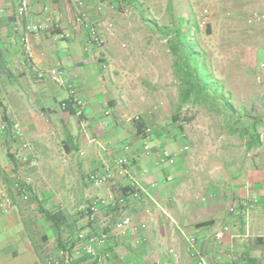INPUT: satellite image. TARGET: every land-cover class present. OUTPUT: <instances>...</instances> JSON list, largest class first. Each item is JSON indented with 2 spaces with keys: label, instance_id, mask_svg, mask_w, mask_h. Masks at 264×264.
<instances>
[{
  "label": "crops",
  "instance_id": "crops-1",
  "mask_svg": "<svg viewBox=\"0 0 264 264\" xmlns=\"http://www.w3.org/2000/svg\"><path fill=\"white\" fill-rule=\"evenodd\" d=\"M112 1L84 0L82 9L91 20L98 21L101 25L111 22L115 27L111 19L117 22L118 19L115 17ZM44 6L48 8L47 12H42ZM15 8L16 0H0V52L3 60L0 90L7 93L6 100L8 98L14 100L12 106L15 108V115L11 118L19 116L18 118L21 119L32 151L45 158L44 165L48 168V176L44 179L49 187H38L41 184L31 180L30 192L33 197L36 193L37 196L44 198L32 222L28 221L27 224L22 216L15 218L17 213L0 212V264H36L43 258L40 257L41 252L47 246H53L51 253L67 247L69 237L80 227H84L83 229L92 235L109 232L119 218L117 210L100 208L93 223L88 222L81 211L82 207L91 200L108 194L126 196L123 212L132 218L134 229L123 237L109 238L104 247L98 248L96 259L90 258L82 264H92L93 260H96L97 264H145V261L146 264H156L157 261L158 264H196L186 253L182 233L196 238L200 253L210 262L264 264V157L259 164H256L257 168L248 174V182H244L245 184L240 182L241 178H236L240 176V170L236 174L222 171L221 174L206 179L204 187L207 189V196L198 198L192 193L196 190L195 185L190 184L188 191L185 189V183L191 179H188L189 176L184 170L185 158L177 157L178 154L180 156L184 153H179L178 146L175 148L170 144L163 145V141L159 142L152 135L149 154L141 150L140 139L130 144V172L146 191L141 201L130 196L132 190L126 178L115 176L107 184L99 188L93 187L87 181L86 174L99 170L103 161L111 160L121 153L122 145L116 143L119 126L112 116L116 109L127 104L120 90L117 93L113 92L115 88H121L114 84L113 76L116 72L102 77L103 69L100 63L102 57L97 53L98 49L86 47V28L74 24L75 10L67 0H28L27 15L22 20L16 18ZM106 13L109 15L102 23L101 16ZM27 23L57 26V30L48 27L47 30L32 36L33 64L43 68L60 67L63 70L64 80L74 84L78 96L84 102L81 118H75L69 106L65 109L61 108V104L67 102L63 88L48 80L35 79L30 64L24 62L19 33ZM15 27L17 29L14 31ZM64 33H67L68 37L60 38L59 34ZM113 37L115 34L111 33L107 40L110 41ZM119 64L109 63V67L111 66L109 69L120 71L121 66L125 65ZM161 65L158 63L153 65V70L149 74L152 75L153 72L156 75L161 74L163 72ZM131 66L134 67L135 63L131 62ZM164 68L169 69L172 77V61L167 62ZM25 93L28 96H23ZM163 97L167 102V96L164 94ZM170 99L173 97L171 96ZM176 99L179 101L178 93ZM205 100L212 102L211 95ZM209 104L208 107H211V103ZM106 110L109 112L108 116H104ZM101 132L108 133L101 139ZM51 136L60 139L59 149H62V154L67 155L69 164L75 166L78 172V176L74 177L78 182L74 183L77 184L74 186L75 190L68 186L73 180L68 168L62 171L55 170L57 163L53 159L55 147ZM4 138L0 136L2 175L0 185L5 186L12 194L11 184L14 178L27 177L22 174L34 175L38 169L30 168L23 160L22 162L17 157L19 153L17 143L11 144ZM162 150H169L176 155L173 166L163 164L157 167L153 164ZM78 152H83V156H79ZM83 159H86V162L82 167ZM221 176L227 182L218 188L222 181ZM33 184L38 187L35 191ZM87 184L91 187L85 189L89 186ZM185 194L188 195L186 198ZM209 194L214 196L210 198ZM247 194L258 197L257 206L247 216L240 212L223 213L222 205L217 201L214 202L215 198L221 199L220 197L226 198L231 195L237 201ZM183 196L184 201L187 202H177L179 197ZM13 198L16 203L18 198L21 199L15 194ZM70 199L77 201L73 203ZM83 199L85 205L81 203ZM70 204L78 205L77 215L70 214ZM41 208L63 211L66 223L62 225L63 231L59 235H56L43 219ZM229 216L233 217L235 222L230 220ZM204 223L206 225H202ZM30 225L32 229L28 228ZM222 225H227L230 233L223 234L221 241L216 242L213 233ZM33 231L37 233L36 237L33 236ZM233 234H238L239 237L234 238ZM245 234L248 237H243ZM138 238H143L145 241L137 244L135 241ZM235 247L240 251L238 260L233 255ZM105 255L108 257L104 258ZM229 255L234 261L230 260ZM84 257L76 251L72 263L81 261Z\"/></svg>",
  "mask_w": 264,
  "mask_h": 264
},
{
  "label": "rangeland",
  "instance_id": "rangeland-1",
  "mask_svg": "<svg viewBox=\"0 0 264 264\" xmlns=\"http://www.w3.org/2000/svg\"><path fill=\"white\" fill-rule=\"evenodd\" d=\"M112 2L114 4L112 8L116 12L115 17L118 19V22L111 19L115 24L112 31L115 37L106 41L104 53L99 49L97 53L102 57L100 63L107 65L101 71L102 77L116 72L113 76L114 84L121 88H115L113 92L117 93L120 90L127 104L116 109L112 116L119 126L116 132L117 145L137 142L141 139L142 129L145 127L150 128L153 137L159 142L163 141V145L170 144L175 148L179 145V135H183L189 150L180 156L178 154L177 157L185 158L184 170L189 176L188 179H191L185 183L186 191L190 190L188 188L190 184L195 185L196 190L192 192L193 195L205 198L206 179L215 177L222 171L236 174L240 170V176L236 178H241L240 182L246 183L248 174L257 168L256 164H259L264 157V67H260V64H264V22L256 25L247 23L252 14L264 15V0H122L121 3L113 0ZM125 8L129 14H124ZM201 9L208 10L210 34L196 30L193 38H189L188 35L187 37L199 51L213 81L221 86L223 95L231 102L236 116H244L247 113L249 117L257 119V131L261 139V146L258 148L247 150L241 133L230 130L233 124L229 112H224L219 106L205 100L206 98L198 103L188 101L180 104L176 101L178 81L172 70L171 77L169 69L164 68L173 57L169 51H166L169 50V46L167 38L162 35V28L170 22L179 25L185 23L188 32L192 28V12ZM107 15L109 14L101 16L102 23ZM113 50L115 52H111ZM118 61L125 65L121 66L120 71L109 69L111 67L109 63L119 64ZM131 62L135 63L134 67L131 66ZM157 63L162 64L163 72L159 75L153 72L150 75L153 65ZM164 94L167 96V102L163 99ZM25 95L28 96L26 93L23 94ZM171 96L173 99H170ZM5 98L7 93L0 90V107L6 117H13L14 100ZM209 103L211 107H208ZM134 116H138L139 120L134 121ZM18 117L16 116L21 121ZM107 133L101 132L100 138L102 139ZM51 137L55 147L53 159L57 163L55 170L62 171L68 168L73 177L68 186L75 190L74 186L77 184L74 183L78 182L74 177L78 176V172L68 161L63 163V158L68 159V157L62 154L61 148L59 149L61 141L57 137ZM4 139L9 140L11 144L15 143L12 139ZM24 156L25 153L21 151L17 154L21 161ZM35 156L38 162L36 173L22 175L30 177L34 183L37 181V184H41L38 187L48 188L44 179L48 176V168L44 165L45 158L39 154ZM85 162L86 159L81 161L82 167ZM220 178L222 181L218 188L227 182L223 176ZM35 185L34 191L38 188ZM90 187L89 185L85 189ZM179 188L183 187L179 186ZM184 196L186 198L188 195ZM184 196L179 197L177 202H187L184 201ZM220 198H215L214 202L217 201L222 205L223 213H226L231 202L236 201L233 195ZM43 200L44 198L37 196L36 193L33 197L32 192L27 200L18 198L19 210L15 218L22 216L27 224L28 221L32 222ZM70 200L73 203L77 201V199ZM84 201L85 199L81 200L83 205H85ZM206 201L207 199L204 202ZM77 206L70 204L69 210L72 216L77 215ZM229 219L235 222L233 217L229 216ZM28 228L32 229V225ZM33 236H37L34 231ZM234 250L233 255L238 260L240 251L237 247ZM52 251L53 246H47L42 250L40 257ZM144 263L146 264V261Z\"/></svg>",
  "mask_w": 264,
  "mask_h": 264
},
{
  "label": "built area",
  "instance_id": "built-area-1",
  "mask_svg": "<svg viewBox=\"0 0 264 264\" xmlns=\"http://www.w3.org/2000/svg\"><path fill=\"white\" fill-rule=\"evenodd\" d=\"M75 10L74 24L83 25L87 31L86 47L96 48L103 50L108 35L113 31V24L108 22L101 25L98 21L91 20L86 12L83 11L82 7L84 5V0H67ZM121 3L122 0H114ZM1 11V10H0ZM28 11V0H16L15 16L18 20H22L26 17ZM48 8L43 7L42 12H47ZM124 14H129L127 8L124 9ZM191 19L193 20L192 28L188 30V37L193 38L196 34V30H203L205 32L207 26L209 25V13L207 9H201L199 11H193L191 14ZM264 22V15L252 14L248 20V24L256 25ZM49 26L44 24H25L19 33V43L21 46V52L23 60L25 63L30 64L33 77L39 81L48 80L54 85H57L65 90L67 102L61 104V108L65 109L67 106L71 108L72 115L75 118H81L84 111V102L78 96L74 84L64 80V72L60 67L43 68L38 67L33 64V53L31 48L32 36L36 35L42 30H47ZM51 30H57V26L49 27ZM17 27L14 28V31ZM60 38H67L68 34H59ZM107 65L101 63V68L105 69ZM260 67H264V64H260ZM109 112L104 111V116H108ZM134 121H138L139 117L134 116ZM0 136L8 139H12L19 148V152L25 153L23 161L30 168H37L38 162L34 152L32 151L31 145L25 136V131L23 124L20 120L16 118L6 117L0 107ZM141 150L149 154L150 153V141L152 138V131L150 128H143L141 135ZM98 146H102L98 143ZM121 153L118 154L111 160H106L101 163L99 170L90 171L86 174L87 181L96 188H99L109 181H111L115 176L126 178L129 181V187L132 192L130 196L141 201L145 195L146 191L143 186L140 185L137 178L130 172V154L131 145L126 142L120 147ZM179 153H186L189 150L188 144L184 141L183 135H179ZM83 152H78L79 156H83ZM65 156V155H64ZM176 155L169 150H162L158 158L153 161L155 166H161L163 164L168 166H173L175 164ZM68 159L63 158V163H66ZM2 175L0 171V181ZM31 178L30 177H16L13 179L11 184V191L0 185V212L1 213H17L18 206L13 198V194L27 200L31 194ZM214 195L209 194L212 198ZM258 197L257 195H250L240 198L237 201H233L229 204L227 212L229 214H234L240 212L241 214L247 216L249 213L257 206ZM126 205V196H115L114 194H108L104 197H99L88 202L82 207L81 211L85 215L88 222L93 223L96 219V215L100 208H111L117 210L119 218L114 224L113 228L109 232H101L97 235H92L89 231L85 229L77 230L72 236L69 237V245L65 248L59 249L54 253L47 254L42 259L38 260L36 264H71L74 259V253L79 251L83 256L88 258L96 259L98 256V248L104 247L109 240V238H120L131 232L133 227L132 218L125 215L123 212ZM164 213V212H163ZM230 233L229 227L227 225H222L216 232L213 233V239L216 242H220L223 234ZM185 250L187 255L196 264H216L215 262L208 261L199 251L197 247L196 238L194 236L185 235L182 233ZM239 237L238 234H233L232 237ZM243 237H248L247 234ZM145 239H136L135 243L141 244ZM108 257L105 255L104 258ZM230 260L234 261V258L229 255ZM158 264L159 262H155ZM245 264V263H241Z\"/></svg>",
  "mask_w": 264,
  "mask_h": 264
},
{
  "label": "trees",
  "instance_id": "trees-1",
  "mask_svg": "<svg viewBox=\"0 0 264 264\" xmlns=\"http://www.w3.org/2000/svg\"><path fill=\"white\" fill-rule=\"evenodd\" d=\"M178 25L170 22L162 28V35L167 38L169 52L173 57L172 72L178 81L179 103L185 104L188 101L198 103L201 99L211 95L212 103L215 106H219L224 112H229L233 124L230 130L241 133V137L245 140L246 149L260 147L259 134L256 128L257 119L249 117L247 113L244 116H236L231 102L223 95L221 86L213 81L201 59L200 53L196 50L195 45L189 41L188 32L186 31L187 24ZM205 33L210 34L209 25ZM2 63L0 52V72L3 70ZM40 213L56 235L63 231L62 225L64 226V223H66V216L63 211H50L41 208ZM202 225H206V223ZM88 259L90 258L85 256L81 261L71 264H82ZM92 264H97V261L93 260Z\"/></svg>",
  "mask_w": 264,
  "mask_h": 264
}]
</instances>
